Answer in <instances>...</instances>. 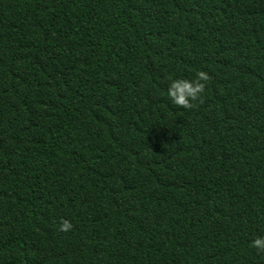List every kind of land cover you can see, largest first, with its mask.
Listing matches in <instances>:
<instances>
[{"label":"trees","instance_id":"1","mask_svg":"<svg viewBox=\"0 0 264 264\" xmlns=\"http://www.w3.org/2000/svg\"><path fill=\"white\" fill-rule=\"evenodd\" d=\"M258 236L264 0H0V264H264Z\"/></svg>","mask_w":264,"mask_h":264},{"label":"clouds","instance_id":"2","mask_svg":"<svg viewBox=\"0 0 264 264\" xmlns=\"http://www.w3.org/2000/svg\"><path fill=\"white\" fill-rule=\"evenodd\" d=\"M208 79L204 72H197L192 80L174 78L167 85L166 94L172 104L181 108L192 107V102L197 100L204 90V81ZM72 225L67 220H61L59 230L67 232ZM250 247L257 251H264V236H258L251 240Z\"/></svg>","mask_w":264,"mask_h":264}]
</instances>
